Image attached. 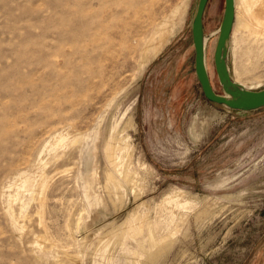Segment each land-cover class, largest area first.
I'll return each instance as SVG.
<instances>
[{
    "label": "rangeland",
    "instance_id": "obj_1",
    "mask_svg": "<svg viewBox=\"0 0 264 264\" xmlns=\"http://www.w3.org/2000/svg\"><path fill=\"white\" fill-rule=\"evenodd\" d=\"M197 2L0 0V264H264V106L203 97ZM239 2L226 64L256 90L264 38L235 30ZM222 9L207 0L202 14L217 94ZM112 145L127 148L116 167ZM132 213L170 243L151 256L146 225L125 228Z\"/></svg>",
    "mask_w": 264,
    "mask_h": 264
},
{
    "label": "water",
    "instance_id": "obj_2",
    "mask_svg": "<svg viewBox=\"0 0 264 264\" xmlns=\"http://www.w3.org/2000/svg\"><path fill=\"white\" fill-rule=\"evenodd\" d=\"M206 0H198L191 20V37L194 48V72L200 84L203 97L213 103L232 110L250 111L264 106V87L250 89L233 81L229 75L226 57L229 29L232 22L233 0H223L221 18L212 51L213 68L222 93H215L204 67L202 11Z\"/></svg>",
    "mask_w": 264,
    "mask_h": 264
},
{
    "label": "bare ground",
    "instance_id": "obj_3",
    "mask_svg": "<svg viewBox=\"0 0 264 264\" xmlns=\"http://www.w3.org/2000/svg\"><path fill=\"white\" fill-rule=\"evenodd\" d=\"M235 1H238V0H235ZM233 0V14H232V22H231V26H230V29H229V34H228V39H229V36H230V32H231V28H232V25H233V21H234V2ZM239 5L237 6V9L239 10L238 13H236V17H235V27L236 29L235 30H239V32L243 31V32H247L248 34L254 36L255 39H263L264 38V0H239ZM207 2V0H206ZM205 2V4H206ZM238 4V3H237ZM205 7V5H204ZM203 11H204V8H203ZM203 11H202V14H203ZM237 30V31H238ZM155 34V33H154ZM157 34V33H156ZM155 34V35H156ZM162 34V33H161ZM153 36V35H152ZM243 37V36H242ZM168 38V37H167ZM254 39V40H255ZM166 40V39H165ZM163 42H164V38L160 35V33H158V36L156 35L155 37H152L151 40L146 44L144 45V48H143V52L147 51L149 54V52L151 53L152 57L153 56H156V54L159 52V50L161 49V47L163 46ZM255 42V41H254ZM142 50V49H141ZM206 50V37L203 36V54H204V51ZM145 55V53H144ZM143 57V56H142ZM151 57V56H149ZM144 58V57H143ZM147 60V59H146ZM145 63V61H144ZM205 67V66H204ZM230 75V74H229ZM232 79V77H231ZM233 80V79H232ZM234 81V80H233ZM241 85H243L244 87H246L243 83H239ZM250 88V87H248ZM213 90V89H212ZM214 91V90H213ZM215 92V91H214ZM216 93V92H215ZM122 143V142H121ZM110 144V143H109ZM117 144V143H116ZM107 145V144H106ZM105 145V146H106ZM107 148V147H105ZM105 150V149H104ZM106 154H107V157L110 161V163L112 165H114L115 167L118 165L119 163V157L120 155L123 156V152L126 154L127 152V148L125 146L123 147H120L117 148V145H116V148L112 145V146H109L106 150ZM123 165V164H122ZM125 166V165H124ZM37 169V168H36ZM37 171V170H36ZM130 171L126 168L123 169V175L125 177L128 178V181H129V177H130ZM27 175V174H26ZM110 174L109 173H106L105 172V179H108L110 178ZM41 177V176H40ZM44 177V176H43ZM133 177V176H132ZM28 178V176H27ZM30 178V177H29ZM126 178V179H127ZM42 179V177H41ZM46 180V179H45ZM27 182V181H26ZM47 182V180H46ZM45 181H42V185H40L41 187L44 186V184L46 183ZM127 182V181H126ZM132 183H134L132 181ZM41 184V182H40ZM130 184V183H129ZM105 188L106 190H103L105 191V198L106 201L109 200L110 203L113 202V197L112 195L110 194V192L107 190V187L105 185ZM42 201V200H41ZM43 202V201H42ZM108 202V203H109ZM205 211V210H204ZM135 219L136 218H140V217H137L135 215V213H132V219ZM144 218V217H143ZM133 219V220H134ZM130 222L129 225L127 226L128 223H125L126 227H128L127 230H129V232L132 234V235H136L140 232L141 229V226L143 225H146V230H147V237H146V234H145V237L146 239L149 241V245L152 246V244H154V249L152 250L153 251V254L151 256H153L154 254L158 253V251L160 249H162L166 244L170 243V240H171V236L170 235H167V236H162L161 238H158L156 237L155 238V235L153 233V231L151 230V228L148 227L147 225V222L144 223V221L139 220V222ZM144 223H142V222ZM126 222V221H125ZM129 222V221H128ZM149 222V221H148ZM142 223V224H141ZM150 224V223H149ZM150 226V225H149ZM145 229V228H144ZM124 229L118 231L116 234L120 233L121 231H123ZM145 231V230H144ZM155 231V230H154ZM123 233V232H122ZM119 235V234H118ZM158 236V235H157ZM151 243V244H150Z\"/></svg>",
    "mask_w": 264,
    "mask_h": 264
}]
</instances>
